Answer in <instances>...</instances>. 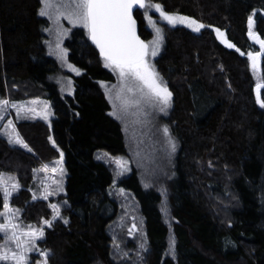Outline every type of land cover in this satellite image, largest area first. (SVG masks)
Wrapping results in <instances>:
<instances>
[{"label":"trees","instance_id":"obj_1","mask_svg":"<svg viewBox=\"0 0 264 264\" xmlns=\"http://www.w3.org/2000/svg\"><path fill=\"white\" fill-rule=\"evenodd\" d=\"M149 1L205 25L200 32L166 25L165 48L156 58L172 92L165 121L178 144L162 190L146 187L136 167L117 176V168L101 158L128 157L130 151L99 84L114 81V74L87 31L74 29L65 43L68 60L82 73L73 94L64 95L51 80L58 63L46 53L49 21L38 15L40 0H0V98L50 99L55 115L51 124L17 123L31 152L0 135V174L15 176L20 185L10 203L26 224L52 221L38 242L49 252L48 264H264V108L255 91L264 83V56L259 78L248 59L258 51L248 37V19L264 39V0ZM144 17L137 8L139 35L148 41L153 34ZM216 29L234 50L219 42ZM260 96L264 100V89ZM61 152L63 207L61 218L53 219V201L33 199V190L37 170ZM121 190L134 201L124 203L128 215L137 213V236L126 232L130 221L118 228L128 210L117 195ZM173 240L175 255L169 252Z\"/></svg>","mask_w":264,"mask_h":264},{"label":"snow or ice","instance_id":"obj_2","mask_svg":"<svg viewBox=\"0 0 264 264\" xmlns=\"http://www.w3.org/2000/svg\"><path fill=\"white\" fill-rule=\"evenodd\" d=\"M41 8L38 12L40 17H46L48 21L53 24V28H45L44 31L52 33L55 31L57 35V42L54 51L50 55L55 54L62 62H66L67 49L61 46V41L69 29L63 28L61 24L62 19H66L73 27H82L87 31L88 38L92 44L99 50L100 57L104 61V66L110 68L112 72L118 76V87L115 94L109 92L111 102L113 104V112L110 115L117 119H124L131 107H136L140 114L147 115L143 111L144 108H156L162 113L171 106L172 92L169 90L166 82L156 72L154 65L150 62V58L156 57L160 50V43L163 39L161 30L155 28L154 22L150 17L146 16L149 23L155 28L156 38L151 42H145L137 35V22L133 17V10L137 6L141 9L154 7L156 11L171 26L177 24L184 25L191 28L194 32H200L205 25L198 23L195 19L182 15H169L162 11L161 5L146 3L145 0H40ZM249 36L256 40L260 45V52L248 53V59L251 62V68L255 71L258 66V60L264 56V39H260L252 30L253 18L249 16L248 19ZM218 35L223 36L224 33L216 29ZM51 47V45H49ZM229 48L234 47L232 44L227 45ZM239 51V49H237ZM243 55V53H241ZM71 71L80 74L79 69L73 65H68ZM69 86L71 81H68ZM102 87H107L101 82ZM264 89V83H257L255 86L256 102L261 108H264V100L261 99L260 90ZM37 101H32L35 105ZM10 105V101L0 99V113H3ZM11 107L17 111V118H20V113L24 112V118L31 113V118L41 115V118L47 120L49 113L43 114L36 111L35 107H25L23 104L11 103ZM3 116L0 115V119ZM7 127H12L15 132L13 122L8 121ZM164 135L168 138L167 143L172 152L176 150V144L169 134L167 127L163 128ZM51 139V137L49 138ZM9 143H17L22 147L27 148L29 152L32 150L28 148L27 144L19 138L16 133V139L13 141L11 133H9ZM54 143V141H53ZM99 158V157H98ZM63 153H60V160L57 164H62ZM48 166L45 165L41 171H47ZM57 168H52V172H56ZM63 173V168L59 169ZM118 175H123L122 172ZM57 188L62 191V186L59 182H55ZM19 183L14 182L9 185L5 180L3 174H0V192L3 194V212H0V218H3L0 223V234L5 240L4 245H0V264H31L29 254L37 249V241L44 238V228H33L31 225L23 228L17 223V214L19 209H12L10 207V197L14 191L19 190ZM122 191V190H121ZM52 191L45 186L43 199L47 200ZM35 194L33 199H35ZM65 203H67L65 201ZM53 209V219L60 217V206L51 204ZM67 224L68 221L64 220ZM44 225L52 226V221L44 220ZM135 224H133V229ZM130 234L132 230H129ZM10 243H14L15 247H9ZM175 242H170L169 252L175 255ZM117 248L119 246L117 245ZM140 248L147 251L145 245L142 243ZM39 255L43 257L42 261L37 264H48L49 252L47 250L39 251ZM127 256V253H123Z\"/></svg>","mask_w":264,"mask_h":264},{"label":"rangeland","instance_id":"obj_3","mask_svg":"<svg viewBox=\"0 0 264 264\" xmlns=\"http://www.w3.org/2000/svg\"><path fill=\"white\" fill-rule=\"evenodd\" d=\"M145 2L155 5V3L149 0H145ZM142 11L144 12L145 17L147 16L151 18V21L154 22L155 24V28H159L163 36V39L160 43V50H159L158 55L156 57L150 58V62L154 65L156 72L159 73L158 69L156 68L155 62H156V58L162 53V51L165 48L164 28L166 25H169V24L160 15V12L156 11L154 7L142 9ZM61 24L63 28L69 29V31L67 32V35H65L61 41V46L63 48H66L65 43L68 39H70L71 32L76 28H82V27H73L66 19H62ZM148 25H149V28L152 30L153 35H152V38H150L146 42H151L156 38V31H155V28L152 26V24L149 23ZM176 26L185 27V25H181V24H177ZM53 27H54L53 24L49 21V26L47 28H53ZM185 28L188 29L187 27ZM45 33H46L47 38L43 42H44V46L46 49V53L49 56L53 57L58 63V71L55 75L51 77V80L55 84L58 85L62 94L64 95L73 94L74 79L76 76H78L76 72L71 71L68 67L69 64L71 65L73 64L70 63L67 57H66V62H62L60 59L57 58L55 54L50 55V52L54 51L55 49V45L57 42V35L55 31H53L52 33L45 31ZM49 45H51V47ZM257 48H258V51H251V53H257L261 51L259 45H257ZM261 59H262V56L258 60L257 69L255 71L252 69L254 71V74L257 75L258 78H259V67L261 65L260 64ZM75 68L79 69L77 67ZM108 69L111 71L110 68ZM79 71L81 74L82 70L79 69ZM113 74L115 77L114 81H105V80L99 81L100 86H101V82L107 86V87L101 86V88L106 92L107 97L111 103V107H112L111 113L113 112L114 109H113V104L111 102V98L108 93L111 92L114 96L115 91L117 90V87H118V83H119L117 74L114 72ZM159 75L164 80V77L161 76L160 73ZM69 80L71 81L70 86L68 84ZM0 99H6L10 101L9 107L3 113H0V115L3 116V118L0 119V135L5 137L8 141H9V133H11L13 141H15L16 139V133H18L19 138L22 139L17 129V123L19 121L42 120L47 124H51L52 119L55 117L50 99H46L42 97H32V98H26V99H22L18 101H15L9 97L0 98ZM32 101H37V103L35 105H32L31 104ZM11 103H15L17 105L23 104L26 108L35 107L36 111L41 114H43L44 112H47L49 113L48 119L45 120L41 118V115H37L35 116V118H31V115H32L31 113L28 114L30 118H24L25 117L24 112L20 113V118L18 119L17 111L15 108L11 107ZM171 106H172V101H171ZM171 106L166 110V113H162L156 108H144L143 111L146 112L147 115L140 114L139 110L136 107L129 108L128 114L124 117V119L122 120L118 119V120L123 125L128 149L130 151V155L128 157H123V156L114 157L108 153H102L101 158H103L107 163L113 164L117 168V174L120 172H122L123 175L128 174L132 167H136L140 175V178L142 179V182L146 187H156L157 189L161 188L162 190L164 188L162 184L164 183H161V182L166 177H167L166 179H168L172 176L173 163H174V159L176 157L177 151H178L177 140L172 135L171 129L165 121V118L169 114V109L171 108ZM8 121L13 122V127L15 128V132L12 131V127H7ZM164 127L168 128L169 134L176 144L175 152H172L169 148V145L167 143L168 138L164 135V132H163ZM11 144L21 146L20 144H17V143H11ZM59 160H60V157L50 163H45L43 166L45 165L48 166L47 171H41L43 166L39 168V170H37L38 172V176L36 180L37 188L33 190V195L35 194V197H36L35 199H43L42 197L44 194V189H45V186H47L48 190L54 193L53 195H50L47 200H52L53 204H57L60 206V217L58 218H61V209L63 206L61 202L58 201V199H60V197H62V195L64 194V183H65V177H66L64 154H63L62 164H57V161ZM61 167L63 168V173L59 171ZM52 168H57L58 170L56 172H52L51 171ZM3 176L5 180L9 183V185L11 183L18 182L15 176L6 175V174H3ZM117 176H121V175H117ZM55 182H59V184L62 186V191L57 188V184ZM16 192L17 191H14L12 193V196ZM117 195L119 198H121L122 203H123L122 207L125 210L129 208L128 205H132L134 203V201L131 198H129L123 191H117ZM12 196L10 197V201H11ZM124 201L128 203V205L124 203ZM10 207L12 209H18L16 207H13L11 203H10ZM3 210L4 209L2 208L0 212H3ZM130 211L131 210L128 209L127 213L120 214L118 228L119 229L122 228L127 221L128 222L130 221V224L128 225L126 232L128 233V235H130V237H133V236H137L138 234H141V231H140L141 227H140V223L138 219L135 216L137 215V213L136 212L134 213L132 210L133 214L128 215ZM2 222H4L3 218H0V223ZM17 223H19L25 229L29 225H31L33 228H40V227L45 228L47 226L44 224H42L41 226L26 224L21 219L20 210H19V213L17 214ZM133 224H135L134 229H133ZM129 230H132L131 234ZM39 241L40 240L36 242L37 249L39 251H42L39 248V243H38ZM4 244H5V240H3V242L0 245H4ZM9 247L14 248L15 247L14 243H10ZM39 251H33L29 254L31 264H37V262L43 260V257L39 255Z\"/></svg>","mask_w":264,"mask_h":264},{"label":"water","instance_id":"obj_4","mask_svg":"<svg viewBox=\"0 0 264 264\" xmlns=\"http://www.w3.org/2000/svg\"><path fill=\"white\" fill-rule=\"evenodd\" d=\"M137 8H139L138 6H137ZM137 8H135L134 10H133V17H134V12H135V10L137 9ZM135 19V18H134ZM136 20V19H135ZM260 39H262L260 36H259V34L258 33H255ZM137 35L140 37V35H139V30H138V26H137ZM216 36H217V39L219 40V42L223 45V46H225L227 49H232V50H234L235 49V46L234 47H231V48H229L227 45L228 44H232L228 39H227V37L225 36V34L223 35V36H220V35H218V33L216 32ZM248 37H249V39L251 40V42L252 43H254V44H257V45H259V43H257L256 42V40H254L253 38H251L250 36H249V34H248ZM141 38V37H140ZM142 39V38H141ZM143 40V39H142ZM260 46V45H259ZM98 50V49H97ZM99 51V50H98Z\"/></svg>","mask_w":264,"mask_h":264},{"label":"flooded vegetation","instance_id":"obj_5","mask_svg":"<svg viewBox=\"0 0 264 264\" xmlns=\"http://www.w3.org/2000/svg\"><path fill=\"white\" fill-rule=\"evenodd\" d=\"M171 15H173V14H171ZM145 18V21H146V24H147V27H149V22H148V20L146 19V17H144ZM161 23H162V21H161ZM165 23H167V22H165ZM185 25V27H187L186 26V24H184ZM189 30H191L192 31V29L191 28H189V27H187Z\"/></svg>","mask_w":264,"mask_h":264}]
</instances>
